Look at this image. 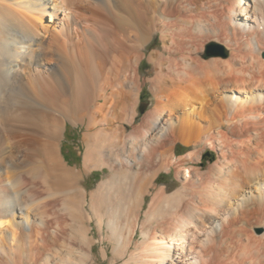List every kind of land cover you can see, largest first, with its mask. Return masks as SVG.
I'll list each match as a JSON object with an SVG mask.
<instances>
[{
	"label": "bare ground",
	"instance_id": "6f19581e",
	"mask_svg": "<svg viewBox=\"0 0 264 264\" xmlns=\"http://www.w3.org/2000/svg\"><path fill=\"white\" fill-rule=\"evenodd\" d=\"M155 34V103L136 124ZM208 42L229 56L203 60ZM67 122L85 128L81 170L59 154ZM178 143L218 157L182 166L200 155ZM96 168L109 176L87 193ZM171 168L183 186L151 193L141 222ZM92 223L124 264H264V0H0V264H89Z\"/></svg>",
	"mask_w": 264,
	"mask_h": 264
},
{
	"label": "rangeland",
	"instance_id": "374dc122",
	"mask_svg": "<svg viewBox=\"0 0 264 264\" xmlns=\"http://www.w3.org/2000/svg\"><path fill=\"white\" fill-rule=\"evenodd\" d=\"M75 11L79 12V14L81 12V15L86 16V17H91L95 15V14L94 15L90 14L88 10H84V9H76ZM101 13L104 15L103 12ZM97 15L98 16L96 17L97 18L96 20H98L99 22L103 20L101 19L102 16H100L99 14ZM33 16L31 15L32 19L34 20L35 24L38 26V28L41 31H43V27L45 25L51 24L49 23L50 18L48 16H44L42 24L38 22L37 16L36 17H33ZM211 45H215L217 47L218 52L215 55H210L206 57V48ZM203 46H204L203 49L197 53V55L203 60H211L212 58L218 57V56L221 58H226L227 56H229L227 54L226 57H223V50L225 49L220 44H213L211 42H208L207 44L205 43ZM162 50H163V42L160 39L159 34H155L152 37V39L141 50L142 57H141V60L138 62V65L136 68L137 77L139 81L138 82V86H139L138 100H137V104L135 107L136 116L134 119V122L136 124L140 122L142 116L147 111H149L152 108L153 104L155 103L154 91L156 89V86L154 85L152 81L156 77L157 68L154 64L149 62L148 56L152 51L160 52ZM141 104L145 105L143 112L139 111V107ZM113 125H116V126L123 125L126 128V132H129L132 127L126 123H122V124L116 123ZM84 132H85V128L82 125L76 126L69 122L66 123L65 131L62 132V137L59 142V150H60L59 154H60V157L65 167L69 169L81 170L83 167L84 154L86 150V146L84 145V141H83ZM174 147H175L174 154L176 155V157H182L191 150H198L199 155H200L199 157L200 162H196V161L194 162L193 161L192 162L191 161H184V162L181 161V162H183L182 166L200 168L201 171H205L206 169H208L210 164H212L218 157V154L214 150H212L210 147H207V146L202 147V148L201 147L194 148L192 146H185V145L178 143ZM177 170L178 169L176 168H171L168 171H161L155 176L154 181H153L154 188H151L150 194H147L144 197V204L142 205L143 211L141 212V215H140L141 222L142 220L144 221V209H146L147 204L149 203L152 197L151 193L155 192L156 189L160 187H163L167 194H171L175 192L176 190L181 189V187L183 186L184 180L182 179L181 175L176 174ZM108 176H109V170L106 168L103 170H100L98 168L92 169L88 173L84 174V176L81 178L79 182V186L82 187L87 193H89L90 191L94 190L101 181L107 179ZM127 187L128 186H126V183H121L118 187H115L113 189V193L111 194L110 199L113 203H115V204L112 203L114 207L115 206L119 207V205L121 204V201L123 200V197H124V193H126ZM116 188L118 189V191ZM119 189L120 190L123 189L125 191L123 190L120 191ZM85 209L86 210L89 209L88 204H86ZM165 212L168 213L167 211ZM91 225H92V235L96 238V243L94 244L92 248L93 261H91L89 264H124V261L126 262L128 260V256L126 255L125 256L126 258L124 257L121 259L116 258L115 261H112V258L114 256L113 244L109 242L110 240H104V243L101 244L99 242V240L101 239V236H100L97 225L95 223H92ZM259 230L261 232L264 231L263 229H254V232L260 233ZM107 233H108L107 230L104 229L103 231L104 238L108 235ZM139 238L140 236L138 235L135 241H137ZM101 248H103L106 252V257L104 259H102L101 257ZM132 251H135L134 244L133 246H131L129 252H132Z\"/></svg>",
	"mask_w": 264,
	"mask_h": 264
},
{
	"label": "water",
	"instance_id": "95a60500",
	"mask_svg": "<svg viewBox=\"0 0 264 264\" xmlns=\"http://www.w3.org/2000/svg\"><path fill=\"white\" fill-rule=\"evenodd\" d=\"M218 52L217 47L215 45H211L206 48V57L210 55H215ZM145 105L141 104L139 107V111L143 112Z\"/></svg>",
	"mask_w": 264,
	"mask_h": 264
}]
</instances>
